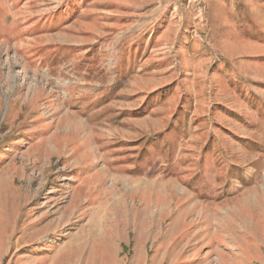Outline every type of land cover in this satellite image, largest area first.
<instances>
[{"label": "rangeland", "instance_id": "obj_1", "mask_svg": "<svg viewBox=\"0 0 264 264\" xmlns=\"http://www.w3.org/2000/svg\"><path fill=\"white\" fill-rule=\"evenodd\" d=\"M0 264H264V0H0Z\"/></svg>", "mask_w": 264, "mask_h": 264}, {"label": "bare ground", "instance_id": "obj_2", "mask_svg": "<svg viewBox=\"0 0 264 264\" xmlns=\"http://www.w3.org/2000/svg\"><path fill=\"white\" fill-rule=\"evenodd\" d=\"M105 179H106V177H105ZM132 180L130 181L131 183H133L134 185H136V186H138V180H135V179H133V178H131ZM113 181V183L114 184H117L118 182L117 181H119L118 179H116V180H112ZM239 218V217H238Z\"/></svg>", "mask_w": 264, "mask_h": 264}]
</instances>
